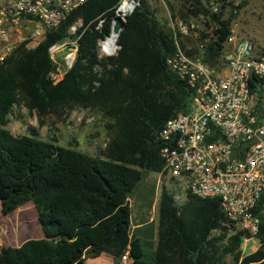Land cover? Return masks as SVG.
I'll return each instance as SVG.
<instances>
[{"label":"trees","instance_id":"1","mask_svg":"<svg viewBox=\"0 0 264 264\" xmlns=\"http://www.w3.org/2000/svg\"><path fill=\"white\" fill-rule=\"evenodd\" d=\"M117 2L90 0L38 47L20 50L0 65V204L8 215L32 203L44 235L10 248L0 264H85L127 236L129 245L116 262L128 247L136 264H227L228 257L233 264L264 261V212L261 247L243 256L248 237L227 221L219 198L190 195L178 206L163 185L158 225L142 219L132 229L131 195L147 173L166 174L161 152L167 143L160 134L170 119L188 111L192 91L169 68L167 60L176 52L173 31L146 0L128 18L118 55L99 58L97 43L110 32ZM216 3L219 13L203 0H184L178 16L203 20L200 41H207L210 63L242 7L236 8L234 0ZM104 13V34L87 31L75 65L55 83L49 77L54 70L49 47L66 36L78 17L89 23ZM16 106L35 113L41 124L77 108L100 111L109 121V141L100 156H93L78 149L77 142L62 147L15 136L8 125ZM155 190L156 185L152 196Z\"/></svg>","mask_w":264,"mask_h":264},{"label":"built area","instance_id":"2","mask_svg":"<svg viewBox=\"0 0 264 264\" xmlns=\"http://www.w3.org/2000/svg\"><path fill=\"white\" fill-rule=\"evenodd\" d=\"M89 1L0 0V65L20 50L38 47ZM143 1L118 0L112 8L110 32L97 43L100 59L118 55L125 24ZM146 1L151 6L159 0ZM234 6L240 3L234 0ZM211 10L219 13L220 3H212ZM117 20L124 25L119 32L114 30ZM201 20L176 19L170 24L176 52L167 63L187 82L192 100L188 111L170 119L160 134L167 143L161 152L166 174L160 175L172 183L168 189L178 206L190 195L219 198L227 221L248 237L245 242H260V214L264 212V52L238 29L235 19L219 56L208 62L207 41H200ZM107 23V13L89 23L78 17L66 36L49 47L54 66L49 77L55 83L75 65L83 35L92 28L104 34ZM116 264H136L130 247Z\"/></svg>","mask_w":264,"mask_h":264},{"label":"rangeland","instance_id":"3","mask_svg":"<svg viewBox=\"0 0 264 264\" xmlns=\"http://www.w3.org/2000/svg\"><path fill=\"white\" fill-rule=\"evenodd\" d=\"M212 4L217 0H203ZM242 6L238 11L236 23L244 35L252 38L258 48L264 52V0H235ZM184 0H159L151 4L159 21L170 27L180 16ZM176 17V18H175ZM200 21V28H203ZM108 119L100 111L77 108L67 117L50 116L41 124L35 113L29 112L24 106H16L10 115L8 129L15 136H35L62 147H76L93 156H100L109 141L107 129ZM156 185L154 196L152 187ZM163 185L171 190L172 183L160 174L147 173L143 181L131 195L130 203L133 210L132 229L142 219L158 225L159 201ZM152 202L149 207L148 203ZM37 212L32 203L20 207L11 214H4L0 204V256L10 248L21 246L30 239L43 238ZM129 245L128 236L116 245L106 246L102 255L96 259H87L85 264H116V256ZM261 243L253 239L242 245L243 256L256 252ZM115 257V258H114ZM113 263H112V262ZM227 264H233L228 257Z\"/></svg>","mask_w":264,"mask_h":264},{"label":"water","instance_id":"4","mask_svg":"<svg viewBox=\"0 0 264 264\" xmlns=\"http://www.w3.org/2000/svg\"><path fill=\"white\" fill-rule=\"evenodd\" d=\"M123 27H124V25L122 24V22L120 20H117L114 30H115V32H119V30Z\"/></svg>","mask_w":264,"mask_h":264},{"label":"bare ground","instance_id":"5","mask_svg":"<svg viewBox=\"0 0 264 264\" xmlns=\"http://www.w3.org/2000/svg\"><path fill=\"white\" fill-rule=\"evenodd\" d=\"M115 38H116V36H115V35H114V36H112V37H111V41L115 40Z\"/></svg>","mask_w":264,"mask_h":264}]
</instances>
